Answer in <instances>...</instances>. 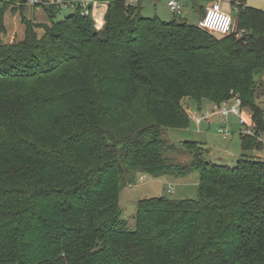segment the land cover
<instances>
[{"label": "trees", "instance_id": "16d2710c", "mask_svg": "<svg viewBox=\"0 0 264 264\" xmlns=\"http://www.w3.org/2000/svg\"><path fill=\"white\" fill-rule=\"evenodd\" d=\"M2 1L0 264H264V161L215 164L185 141L192 161L176 163L164 138L190 126L184 99L238 97L256 127L242 148H263L264 11L227 0L238 38L146 18L128 0H93L108 6L101 30L81 8L56 21L61 7L45 5L39 23L26 0ZM6 8L21 41L3 40ZM191 173L198 200L141 199L128 229L120 194L137 174Z\"/></svg>", "mask_w": 264, "mask_h": 264}, {"label": "rangeland", "instance_id": "374dc122", "mask_svg": "<svg viewBox=\"0 0 264 264\" xmlns=\"http://www.w3.org/2000/svg\"><path fill=\"white\" fill-rule=\"evenodd\" d=\"M254 1L257 0H251V3ZM168 2L169 0H164L162 2H157V0H138L136 5L141 7V12L146 18L157 17L164 22L188 21L193 25H198V18L192 16V7H189V5L183 3L181 0L179 2L182 11L188 14L186 21L183 16H179L170 9ZM221 5L224 12L233 14L230 2L224 1ZM1 9H5V3L2 0H0V10ZM9 10L10 8H6L5 18L7 16V20L9 19L11 27L14 28V17H17V27L20 29V15H15ZM70 12V10L62 9L56 21H62L71 14ZM34 13H37L35 17L39 23H43L42 21L45 19L47 20L46 13L41 7L30 8L28 12L25 13V18L27 20H34ZM7 30L9 29L7 28ZM182 104L194 119L192 120L191 118L190 126L187 129H168L165 131L164 138L168 147L172 145L175 147V149L167 150L166 156L170 157L176 163L190 164L192 156L189 153H185L182 142L191 141L202 145L203 149L206 150L205 158L207 161L234 167L239 158H241L243 152L240 147V134L243 131V127L240 124L239 117L230 115L224 121L221 116L214 114L211 117L203 118V115L208 116L218 111V108L207 99L197 102L194 99L186 98L183 100ZM261 107L264 112V101ZM244 112L247 117L251 116L250 110L246 109ZM196 117L199 121H196ZM221 129L227 131L228 136L226 138L219 132ZM173 146L172 148H174ZM252 151L253 150H249V152L244 155L250 156L252 155ZM199 182L200 177L197 173H191L185 178H176L172 176L154 178L150 175L137 174L134 181L131 184H127L120 194L122 217L127 222L128 229L134 230L136 228V208L139 200L152 197H166L171 200L196 201L199 199ZM171 188L174 190L172 193L169 192Z\"/></svg>", "mask_w": 264, "mask_h": 264}, {"label": "built area", "instance_id": "2783aa9c", "mask_svg": "<svg viewBox=\"0 0 264 264\" xmlns=\"http://www.w3.org/2000/svg\"><path fill=\"white\" fill-rule=\"evenodd\" d=\"M137 2L138 0H128V4L130 5H136ZM97 3L98 2H95L93 0H26V4L29 7L42 8L45 5L54 4L60 6L61 9L64 10L75 11L77 8H81L83 10V14L85 15L92 14V10ZM221 3L222 0H218L207 8L205 15L198 22V27L207 32L218 35L237 33L236 21L231 16V14H228L222 10ZM168 6L173 12H176L179 16H183L182 8L176 0H169ZM237 37H242V33H237ZM241 106V100L236 97L217 108L218 113L223 117L224 121L230 115L239 117L240 124L243 127V131L241 134L253 136L255 135L256 127L253 123H251L249 118L243 115ZM219 132L223 134L225 138L228 136L227 131L223 129H221ZM169 192H174L173 188H171Z\"/></svg>", "mask_w": 264, "mask_h": 264}, {"label": "crops", "instance_id": "0c3cea01", "mask_svg": "<svg viewBox=\"0 0 264 264\" xmlns=\"http://www.w3.org/2000/svg\"><path fill=\"white\" fill-rule=\"evenodd\" d=\"M159 1L162 2L164 0H157V2H159ZM176 1L178 3L180 2V0H176ZM181 1L183 3H186L187 5H189V7H192L193 8L192 16H195L194 18H198V20H200L205 15V12H206L207 8L209 6H211V4L217 2L218 0H181ZM224 1L228 2L227 0H222V2H224ZM246 5L250 6V7H253V8H256V9H261V10L264 11V0H257V1H254L252 3H251V0H247ZM182 6H184V5H182ZM27 7H28V9H27L26 12H28V10L30 8H32V7H29V6H27ZM107 8H108L107 4L97 3L94 6L93 10H92V16H93V19L95 21L96 28L98 30H101L104 27L105 14L107 12ZM221 8H222V5H221ZM9 11H11V9ZM72 12L73 11H71L70 13H72ZM36 15H37V13H34V17ZM46 16H47V14H46ZM14 18H15V20H14V28L11 27L9 19L7 20V16H6V18H4V23H5V27H6V35L3 36V40L6 43H13V42L21 41L24 38L25 28H24V26L21 23L20 29H18V27H17V17H14ZM183 18H185V20L187 21L188 14L185 11L183 12ZM32 21L33 22H38L36 17ZM42 22L43 23H49L48 16H47V20L45 19ZM7 23H8V25H7ZM187 23H189L190 25H193L192 23H190L188 21H187ZM7 28L9 30H7ZM259 84L261 85L262 89L264 90V75L259 78ZM263 101H264V92L256 100L258 107L262 111H263V109L261 107V104H262ZM214 114H217V115L221 116L218 113V111H217L216 113L210 114L208 116L203 115L202 117L203 118H207V117L213 116ZM189 116H190V118H192V120L194 119V117H191L190 114H189ZM222 119H223V117H222ZM198 120L199 119L196 117V121H198ZM263 137H264V132L261 133L260 138L258 140V142H260L262 144L263 148L260 151H256L257 149H253L252 155H250V156H247V155L245 156L244 155V154H246L249 151H244L243 150L242 141H240V147H241V150L243 151L242 155H241V158L245 157V158H251V159H255V160L264 161V139H263ZM240 140H241V134H240Z\"/></svg>", "mask_w": 264, "mask_h": 264}]
</instances>
